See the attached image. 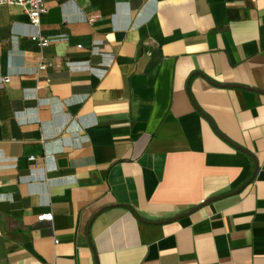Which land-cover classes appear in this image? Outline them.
<instances>
[{
  "label": "crops",
  "instance_id": "obj_1",
  "mask_svg": "<svg viewBox=\"0 0 264 264\" xmlns=\"http://www.w3.org/2000/svg\"><path fill=\"white\" fill-rule=\"evenodd\" d=\"M44 4L0 6V264H264V0Z\"/></svg>",
  "mask_w": 264,
  "mask_h": 264
},
{
  "label": "built area",
  "instance_id": "obj_2",
  "mask_svg": "<svg viewBox=\"0 0 264 264\" xmlns=\"http://www.w3.org/2000/svg\"><path fill=\"white\" fill-rule=\"evenodd\" d=\"M1 5H14L18 6L22 9V12L27 17L29 25L33 26L34 28H38L40 26V21L42 16L46 13V7L44 4V0H0ZM100 18L99 14H93L87 17V22L92 24L96 20ZM30 41L39 49H43L48 46L49 40L39 33H36L30 36ZM149 40L145 41L144 44L146 45ZM150 52H147V55L150 56ZM51 64L45 62L44 60H40L37 65V71L45 70L46 68L50 67ZM4 83L8 82V78H3L2 80ZM29 161H32L33 158L29 157ZM52 216L50 213L40 214L37 216L36 220L41 221H51Z\"/></svg>",
  "mask_w": 264,
  "mask_h": 264
}]
</instances>
